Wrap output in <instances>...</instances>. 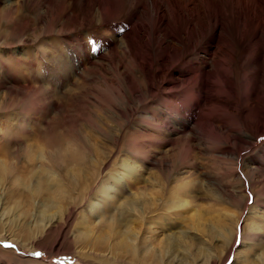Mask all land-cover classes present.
I'll use <instances>...</instances> for the list:
<instances>
[{"label":"bare ground","instance_id":"bare-ground-1","mask_svg":"<svg viewBox=\"0 0 264 264\" xmlns=\"http://www.w3.org/2000/svg\"><path fill=\"white\" fill-rule=\"evenodd\" d=\"M13 1L16 0H12V2L10 0L6 4L7 10L10 12H17L16 7L18 6L20 11L25 8L31 9L33 14L36 13L40 17L39 10L43 8L44 4H47L49 8L53 6L55 11L61 13L63 18L69 22L77 21L80 29L86 31L87 34H82L77 38L80 49L73 50V46L65 45L68 49L67 54H69L65 59H63L64 51L54 46L58 55L57 58L52 59L51 64L55 63L54 68L57 67V72L54 71L57 73V81L64 78V68L71 64L75 65L76 72L81 69L78 75L86 81L84 74L88 73V66L97 67L99 64L106 63L116 72L123 69L125 81L127 84L131 82V87L134 86L133 81L144 80L142 94L145 92L148 98H152L154 88L151 74L154 67L153 61H155L158 63L156 74H160L162 80L170 70L174 72L172 75L177 79L183 77L185 86L180 89V93L185 91L186 98L183 95L180 97L186 101L194 98L197 92L193 85L197 78L194 74L196 69L172 68L178 60L186 55L194 56L195 60L204 56L212 59L214 68L221 65L220 72L222 74H224L223 66L230 68V72L234 75L235 72L237 73V83L229 79L231 80L230 85L227 86L229 87L227 91L229 90L230 94L234 96L236 114H239L243 107L246 110L245 113L243 112L244 116L236 117L238 123L236 130L244 131L248 139L256 141L264 135V96L258 91L252 101H244L241 109H239L241 102L237 99L239 93L246 88L245 75L242 74L243 78L238 76L242 70L244 72L245 69H249L248 72L252 75L258 72L264 87V66L261 62L256 61L259 58L257 55L264 53V0H79L81 17L72 11V0H21L16 7L13 6L16 3ZM127 18L128 21L130 20L128 24L131 19H134L139 21L141 27L136 30L135 26L131 25L132 23L129 24V28L116 23V21ZM96 30L99 32L90 33ZM164 46L170 48V54L167 53ZM63 48L62 50H64ZM6 64L3 55H0V74L3 71L8 72L9 68ZM42 64L45 68L49 67L44 61ZM130 64H136L135 68L132 69ZM169 84L172 88H166L168 86L164 85L163 95L177 89V84L174 81ZM128 89L130 91V86ZM131 90L135 91L131 93L132 95H141L138 86ZM44 104L35 108L30 115L27 113L29 121H34V117L38 113L45 112ZM1 108L0 103V111H2ZM121 116L125 117L122 114ZM172 118L173 122L182 119V134L189 132L193 141L195 136L199 146L206 147L213 142L212 139L225 144H229L233 140L230 136L231 129L224 131L227 128L226 121L222 123L224 124L222 133L219 131L223 134V140H220L217 133L210 132V134L203 130L204 126L200 121L195 116L188 114L184 107ZM16 121L15 124H18V120ZM23 121L26 123L25 119ZM5 124H7V129L9 127L11 129L13 122L9 120ZM168 126L167 123L165 127L163 126L164 131H177V129L173 130L170 128L171 126ZM100 131L98 129L99 133ZM12 134L11 130L4 131V134L0 133V140L7 142L8 145L7 148L1 147L0 144V204L9 206V212L12 211L13 215L19 214L18 216L24 220H29L35 213L37 222L44 221L40 228L37 227V231L28 229L29 223L26 221L25 227L28 228H21L20 233L25 231L24 237L33 241L32 246L28 248L30 251L42 249L52 254L53 251L43 248L40 243L42 240L49 239L53 233L57 238L58 236L66 237L65 234L61 236L64 231L62 229L71 224L76 231H74L76 233L74 245L83 249L97 247L96 249H101L103 252H109L112 257L110 256L111 258L107 261H111L112 258L113 260L120 258L129 260L127 257H130L131 261H137V264H140V260H147L152 264H224L229 254H232L231 249L235 245L238 226L242 218L245 217V228L242 230L243 245L248 250L239 251L235 259L238 264H264V212L259 210L261 204L256 192H253L254 204L246 216H244L245 212L232 213L229 218H225L227 223L214 217L205 219L202 217L203 210L195 205L197 198L195 195H199L200 190H203L204 187L202 183H197L196 179L188 172L185 176L173 180L171 178L170 185L176 184L174 194L171 192V196L175 200H170L171 202L164 203L162 199H159L160 193L146 194L140 191H135L125 198L127 186L124 182L127 184L132 177L139 179L135 176L136 169L128 170L129 159L123 160L120 167L114 164V167L120 168L121 171L114 170L111 176L104 175L108 162L117 153L116 146L119 141L117 134L112 139L115 148L109 151L105 157L91 140L66 136L56 137L54 144L49 143L46 139L41 143L39 141V145L44 150L41 148L36 151L35 147L38 148V144L35 147L26 145L22 150L19 146V150H15L16 147L13 148L12 144L18 140ZM253 141L248 142L249 146L255 144ZM147 144L151 143L143 142L130 147L132 151L136 152L135 155L142 156L146 152ZM234 146L220 147L221 151L230 159L226 162L231 166L227 178L237 177L236 181L241 184L244 179L242 174L244 171L242 164L244 150L238 143H235ZM20 151L24 152L25 164L29 169V172L24 174H22V166L20 167L21 161L19 162ZM250 159L255 166L249 167V173L253 171L263 173L260 180V184L263 186L261 194H263V164L258 158ZM187 167L189 166L187 165ZM172 172L174 173V171ZM165 181L161 187L164 186L163 189L167 193L169 185ZM243 185L246 184L243 183ZM246 192V188H243L241 195L230 193L226 197L233 206L241 200L244 205H239L246 208L249 201L248 192ZM2 193L5 195L2 196ZM202 197L212 200L213 194L209 191L204 192ZM109 200H112L113 203L110 204ZM161 201L162 203H159ZM163 207L172 217H163L161 215L164 214H159ZM76 210H80L78 216L74 215ZM208 213L206 212V215ZM74 216H76L75 220ZM219 216L221 217L220 214ZM177 220L182 221L184 226L178 229L180 222L178 224ZM153 225L163 229L167 236L162 240L153 234L147 237L143 236L145 231L152 232L151 226L153 227ZM0 229V240L4 241L1 237V232L4 229L1 222ZM193 231H197V235ZM147 232L146 235L150 234ZM199 232L204 234L210 243L221 239L223 246L214 248V251L207 248L198 237ZM254 250L256 252L253 254ZM37 264L42 263L37 262Z\"/></svg>","mask_w":264,"mask_h":264},{"label":"rangeland","instance_id":"rangeland-1","mask_svg":"<svg viewBox=\"0 0 264 264\" xmlns=\"http://www.w3.org/2000/svg\"><path fill=\"white\" fill-rule=\"evenodd\" d=\"M20 1H13L16 2L13 6L16 7ZM72 1V11L78 17H81L79 0ZM7 2H10V0H2L0 3V55H3L9 68L7 73L3 71L0 74V103L2 105V111H0V133L4 134V131L7 132L8 130L13 132V137L18 140V142L12 144L13 148L16 147L15 150H19V146L21 150L26 145H33L35 147L36 144L39 145L45 139L49 143L54 144L56 137L66 136L68 138L78 137L84 138V140H91L97 150L105 157L109 151L115 148L112 139L117 134L119 136L118 145L116 146L117 153L108 162L104 175L111 176L114 170H120V168L114 167V164L120 167L123 160L129 159L128 170L136 169L135 176L139 179L132 177L128 180V185L124 182L125 186H127L125 198L135 191H140L146 194L160 193L159 199H162L164 203L171 202L170 200H175L171 195L174 194L173 191L176 188V184L170 185L171 178L173 180L174 178L185 176L186 172H188L189 175H192L196 179L197 183H202L204 187L203 190H200L199 195H195L197 196L195 205L203 210L202 217H205V219L214 217L227 223V219L225 218H229V215L232 213L245 212L244 216H246L254 204L255 198L253 192H256L258 199H260V212H264V193L261 194L263 186L260 184L263 173L261 171L249 173V167L253 168L255 166L251 163L250 158H258L264 167V135L260 136L259 140L256 141L251 138L248 139L244 131L236 130L238 128L236 117L244 116L246 111L242 106L244 101H252L258 91L264 96L262 78L258 72L252 75L248 72L249 69H245L244 72H242L243 70L240 71L241 73L238 75L240 78L245 75L246 84L245 90L241 91L239 96H237V99L241 102L239 109L243 107L239 114L235 112L234 96L230 94L229 90L227 91L229 89L227 86L230 85L229 82L231 81L229 79L237 83V73L235 72L234 75V73L230 72V68L223 66L222 71L224 74H222L220 72L221 65H219V69L214 68L212 59L204 56H200L201 59L195 60L194 56L186 55L178 60L172 68L196 69L194 74H196L197 78L193 85L197 92L194 98L187 99L186 101L182 100L185 97V91L182 94L180 93V89L185 86L183 77L177 79L176 76L172 75L174 72L170 70L162 80L160 74H156L158 63H155V61H153L154 67L151 74L152 86L155 90L152 91L154 92L152 98H148L145 92V95L142 94L144 87L142 85L145 84L144 80L140 79V82L133 81L134 86L131 87V82L127 84L125 81L123 69L116 72L106 63L99 64L97 67L88 66V73L84 74L86 81L82 80L78 75L81 69L77 73L74 69L75 65L71 64V66L64 68V78L61 81H57V73H55L57 72V67L54 68L55 63L51 64L52 59L58 55L55 52L54 46L64 51L63 59H65L69 55L67 54L68 49L65 45L69 47L73 46V50L80 49V47L78 48L77 38L82 34H87L86 31L80 29L77 21L69 22L67 19H64L62 14L55 11L53 6L49 8L47 4H44L43 8L39 10L40 17H38V14H33L30 11L31 9L25 8L23 11H20L18 6L16 7L17 12H15L17 14L10 12L6 8ZM129 21L127 18L126 20L116 21V23L124 27L128 26V28L129 24L132 23L131 25L135 26L136 30L141 27L139 21L131 19V22L128 24ZM98 32L99 30L90 33ZM103 36L105 35L103 34ZM61 47H64V50ZM164 48L168 54L171 53L170 48L167 46H164ZM259 55H257L259 58L256 61L258 63L261 62L264 66V53ZM43 61L49 66L48 68L43 66ZM135 66L136 64H130L132 69ZM190 76L192 77V74ZM172 81L177 84V89L163 95L162 90L164 85L168 86L166 88H172L169 84ZM129 86L131 89L138 86L141 95H132L131 93L135 91L131 89L129 91ZM182 95L181 99L180 96ZM41 102L43 104L47 102V104H44L46 106L45 112L38 113L34 117V121H29L27 118L28 114L30 115L35 108H38L42 104ZM183 107L188 114L195 116L200 121L204 126L203 130L208 131V133H217L220 140H223L221 131L224 129V124L222 123L226 121L227 128L224 131L231 129L230 136L234 141L231 140V143L225 144L212 139L213 142L211 141L212 143L210 142L211 144L207 145V148L199 146L195 136L193 141L190 138L192 136L189 132L182 134V119L173 122L172 116H176V112ZM121 114L125 117L123 118ZM24 119L26 123L23 121ZM9 120L13 122L11 129L10 127L7 129V124H5ZM16 120H18V124H15L17 123ZM166 123L171 126V129H177V131H164L163 126L165 127ZM98 129L101 130L100 133ZM151 134L154 135L152 136ZM154 140H158L157 142L159 143ZM251 141L255 143L253 146H249L248 144ZM143 142H150L151 144H147L146 152L142 156L135 155L136 152L132 151L131 147L134 144H142ZM235 143H238L241 149L244 150L242 158L244 171L241 170L244 179L241 181V184L236 181L235 178L237 177L227 178L231 166L227 165L226 162L230 159L221 151V147H235ZM0 144L2 145L1 147L8 146L7 142H3L2 140H0ZM41 148L40 145L38 148L35 147L36 151H39ZM42 150L44 149L42 148ZM23 153L20 151L21 157L19 159V162L21 161L20 167L22 166L21 170H23L22 174L29 172ZM93 157H96V155H93ZM164 181L169 185V192L167 193L163 189L164 186L161 187ZM243 183L246 184V187ZM130 184L131 186H129ZM243 188H246L247 192L252 193V203L248 201L246 208H242L239 204H243V202L240 200L237 205L233 206L226 195L230 193L240 194ZM208 191L213 194L212 200L202 197L204 192L207 193ZM3 195L5 194L2 193ZM162 201L159 203H162ZM108 202L110 204L113 203L112 200ZM1 204L0 222L3 223L4 228L1 232V237L4 241L0 240V264H37V262L42 264H137V261H131L130 257H127L129 260L120 258L119 261L112 258L111 261H107L112 257L109 252H103L101 249H96L97 247H93V249L86 247V249H83L75 246L76 231L71 224V227L62 229L64 231L61 236L65 234L66 237L58 236L57 238L56 234L53 233L49 239L42 240L40 243V246L53 251L54 254L42 249L30 251L28 248L32 246L33 241L27 240L24 237L26 235L25 231L21 233L20 231L28 228L25 227L27 223H29L28 229L36 230L37 227L40 228L42 226L44 221L37 222V217L34 216L35 213L32 216L33 218L36 217L34 219L32 217L29 220H24L22 217L21 219L18 216L19 214L13 215L12 211L9 212V206H2ZM165 209L163 207L159 214H164L161 215L163 217L171 216ZM79 211L76 210L74 215L78 216L80 214L78 213ZM206 212L209 213L206 215ZM75 218L76 216H74V220ZM181 222H177L180 225L177 227L178 229L184 226V223ZM245 223L246 218L243 217L238 226L239 231L237 232L242 237L241 244L237 245L235 243L231 249V256L235 261V256L239 251L248 250L243 245L242 230L245 228ZM154 226H151L153 228L152 232L145 231V233L150 234L146 235L144 233L143 236L147 237L153 234L158 239H164L167 235L163 232V229ZM193 232L195 234L198 233L197 231ZM198 237L205 243L207 248H211L213 251L214 248H221L223 246L221 239L210 243L207 237L200 232ZM5 244H14L16 247L15 249L7 248L4 247ZM33 252H43L44 256L41 258L32 256L31 253ZM255 252L256 250L253 251V254ZM105 260L106 262H104ZM225 262L224 264H227V260ZM140 264L152 263L147 260H140Z\"/></svg>","mask_w":264,"mask_h":264},{"label":"snow or ice","instance_id":"snow-or-ice-1","mask_svg":"<svg viewBox=\"0 0 264 264\" xmlns=\"http://www.w3.org/2000/svg\"><path fill=\"white\" fill-rule=\"evenodd\" d=\"M248 196L250 198L249 199V203H252V200H251L252 193L248 192ZM238 231H239V229H238ZM241 242H242V237H241V235L238 234L237 237H236L235 243L237 245H240ZM4 247L15 249L16 246L14 244H5ZM31 255L35 256V257H38V258H41V257L44 256V253L43 252H33V253H31ZM227 264H238V261L234 260V258L231 256V253L229 254V257L227 258Z\"/></svg>","mask_w":264,"mask_h":264}]
</instances>
